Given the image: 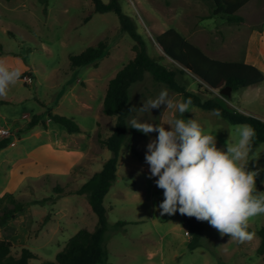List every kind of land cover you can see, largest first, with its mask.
I'll return each instance as SVG.
<instances>
[{
	"label": "rangeland",
	"instance_id": "rangeland-1",
	"mask_svg": "<svg viewBox=\"0 0 264 264\" xmlns=\"http://www.w3.org/2000/svg\"><path fill=\"white\" fill-rule=\"evenodd\" d=\"M121 5L136 22L150 56L170 69L183 68L163 54L155 36L175 29L213 59L244 61L264 72V0H252L240 10L238 14L245 19L241 24L212 16L209 0H121ZM100 42L108 44L109 52L97 66H70V55H79ZM133 45L121 31L118 17L95 13L91 0H50L46 15L38 0H0V59L21 72V78L0 96V128L9 131V136L0 140L9 138L12 145L0 151V210L10 195L26 204L6 229H0V239L11 240L16 257L22 249L37 255L38 259L28 264L54 262L79 230L96 226L97 218L86 199L74 193L102 169L111 155L102 141L114 132L116 118L103 113V101L110 80L133 60ZM179 81L191 92H205V87L199 88V79L187 71L179 74ZM162 88L167 87L156 85L147 74L143 82L132 86L129 109L142 107ZM213 93L226 106L264 121V82L230 97ZM169 95L182 98L171 90ZM48 110L74 118L81 132L68 133L49 119ZM35 115L48 124L29 128ZM131 115L166 129L174 118L165 105ZM180 118L196 119L206 133L215 135L218 149L226 150L238 139L237 125L212 112L190 106ZM157 136L153 132L139 137L120 152L117 180L104 199L109 224L108 262L264 264V256L257 254L264 215L250 219L248 231L253 236L243 243L228 234L221 235L203 221L200 247L189 250L192 235L185 215H161L158 206L163 190L155 185V178H148L146 146ZM131 147L142 159L132 153ZM246 167L258 172L256 187L264 192V143L252 150ZM55 188L62 191L55 205L32 204L55 197ZM118 222L128 224L116 231Z\"/></svg>",
	"mask_w": 264,
	"mask_h": 264
},
{
	"label": "trees",
	"instance_id": "trees-1",
	"mask_svg": "<svg viewBox=\"0 0 264 264\" xmlns=\"http://www.w3.org/2000/svg\"><path fill=\"white\" fill-rule=\"evenodd\" d=\"M11 2L13 0H3ZM94 12L97 14H115L120 23L121 31L126 33L133 41L135 56L125 65L116 76L110 80L103 101V113L116 118L115 129L112 135L102 141L110 152L109 159L103 164L102 169L95 173L77 191L76 196L84 197L90 210L97 218L93 230L83 228L79 230L65 244L64 248L57 253L54 262H42L41 264H111L108 262L107 232L109 230L107 208L104 199L117 180V169L122 148L139 137L146 135L130 128L129 103L130 90L133 85L143 82L146 75L150 74L156 85H164L169 90L180 95L183 99L190 98L191 107L203 111L212 112L218 110L220 119L232 125L248 124L256 132L253 149L264 143V121L260 118L244 114L232 109L214 93H219L229 87L232 93L240 89L249 88L264 82V72L257 66L244 61H221L209 57L201 48L187 40L175 29H168L164 33L155 36L156 42L163 48L167 58L175 64L187 68L199 81V88L205 87L207 97H203L202 91L191 92L185 84L179 81V74H184V69H170L161 64L158 59L150 56L143 36L139 33L137 24L132 17L123 12L121 0H91ZM211 15L220 16L229 24H241L245 22L243 16L238 13L252 0H209ZM43 6V13H48L50 0H38ZM109 46L106 42H100L91 46L79 55H70L69 61L72 68L97 66L98 62L106 57ZM49 119L64 127L70 134L81 132L80 126L74 118L47 112ZM45 126L40 115L33 116L29 128L39 124ZM11 143L9 138L0 140V151L7 148ZM132 153L142 159L131 147ZM55 197H47L35 200L34 205H55L62 193L55 188ZM59 196V197H58ZM26 204L18 201L14 195H10L8 203L0 210V228L6 229L9 222L25 210ZM190 227L191 240L189 250L194 251L200 247V237L203 233V221L195 217L185 215ZM128 223L118 222L114 229L123 230ZM260 244L257 248L258 256H264V227L258 231ZM13 243L7 237L0 239V264H28L30 260L38 259L37 255L27 249H22L21 255L16 257L12 254Z\"/></svg>",
	"mask_w": 264,
	"mask_h": 264
},
{
	"label": "clouds",
	"instance_id": "clouds-1",
	"mask_svg": "<svg viewBox=\"0 0 264 264\" xmlns=\"http://www.w3.org/2000/svg\"><path fill=\"white\" fill-rule=\"evenodd\" d=\"M20 78L18 68L0 59V96L6 95L10 85ZM191 104L190 98L175 99L167 88H162L156 98L146 100L142 107L129 109L130 128L145 135L158 133L147 144L144 160L148 178H155V185L163 190L160 213L195 217L207 221L221 235L228 234L232 240L240 243L251 240L250 219L264 215V192L256 187L258 172L246 167L255 129L248 124L237 125L238 139L227 145L226 150L218 149L215 135L206 133L196 119L180 118L190 111ZM161 105L174 114L167 129L131 115L159 109ZM212 114L220 115L218 110Z\"/></svg>",
	"mask_w": 264,
	"mask_h": 264
},
{
	"label": "water",
	"instance_id": "water-1",
	"mask_svg": "<svg viewBox=\"0 0 264 264\" xmlns=\"http://www.w3.org/2000/svg\"><path fill=\"white\" fill-rule=\"evenodd\" d=\"M159 48L161 49V51L163 52V54L167 57V55L165 54L163 48L160 46V44L157 42ZM181 68H183L185 71L191 73L187 68L183 67L182 65L178 64ZM192 74V73H191ZM232 94V91L229 87L223 89L221 92H220V95L221 96H225V97H230Z\"/></svg>",
	"mask_w": 264,
	"mask_h": 264
},
{
	"label": "built area",
	"instance_id": "built-area-1",
	"mask_svg": "<svg viewBox=\"0 0 264 264\" xmlns=\"http://www.w3.org/2000/svg\"><path fill=\"white\" fill-rule=\"evenodd\" d=\"M26 81L27 82H33V79L32 78H26ZM9 136V131L7 130H4L2 128H0V137H8Z\"/></svg>",
	"mask_w": 264,
	"mask_h": 264
},
{
	"label": "crops",
	"instance_id": "crops-1",
	"mask_svg": "<svg viewBox=\"0 0 264 264\" xmlns=\"http://www.w3.org/2000/svg\"><path fill=\"white\" fill-rule=\"evenodd\" d=\"M45 124H48V123H45ZM49 126H50V125H48V127H49ZM14 144H15V143H14ZM15 145H16V144H15ZM11 146H12V145L10 144L8 147H11ZM8 147H7V148H8ZM5 149H6V148H5ZM2 205H3V204H2ZM2 205H1V199H0V207H1ZM0 229H1V228H0Z\"/></svg>",
	"mask_w": 264,
	"mask_h": 264
}]
</instances>
